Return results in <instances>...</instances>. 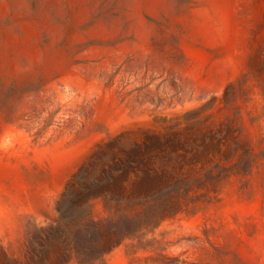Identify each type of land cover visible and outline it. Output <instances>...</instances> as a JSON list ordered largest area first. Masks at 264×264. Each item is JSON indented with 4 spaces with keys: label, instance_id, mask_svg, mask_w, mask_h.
Returning a JSON list of instances; mask_svg holds the SVG:
<instances>
[{
    "label": "rangeland",
    "instance_id": "obj_1",
    "mask_svg": "<svg viewBox=\"0 0 264 264\" xmlns=\"http://www.w3.org/2000/svg\"><path fill=\"white\" fill-rule=\"evenodd\" d=\"M0 135L61 184L0 264H264V0H0Z\"/></svg>",
    "mask_w": 264,
    "mask_h": 264
},
{
    "label": "crops",
    "instance_id": "obj_2",
    "mask_svg": "<svg viewBox=\"0 0 264 264\" xmlns=\"http://www.w3.org/2000/svg\"><path fill=\"white\" fill-rule=\"evenodd\" d=\"M42 139L0 135V244L8 255L15 254L24 230L52 218L61 193L55 177L54 187L50 186L47 146Z\"/></svg>",
    "mask_w": 264,
    "mask_h": 264
}]
</instances>
